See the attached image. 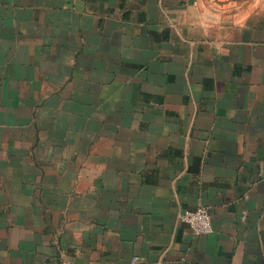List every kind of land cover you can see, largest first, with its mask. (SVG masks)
<instances>
[{"label":"crops","instance_id":"1","mask_svg":"<svg viewBox=\"0 0 264 264\" xmlns=\"http://www.w3.org/2000/svg\"><path fill=\"white\" fill-rule=\"evenodd\" d=\"M0 264H264V0H0Z\"/></svg>","mask_w":264,"mask_h":264},{"label":"built area","instance_id":"2","mask_svg":"<svg viewBox=\"0 0 264 264\" xmlns=\"http://www.w3.org/2000/svg\"><path fill=\"white\" fill-rule=\"evenodd\" d=\"M180 219L188 225L195 236L208 235L212 232L211 216L204 207H199L193 211H185L180 215ZM133 260L137 261V258Z\"/></svg>","mask_w":264,"mask_h":264}]
</instances>
